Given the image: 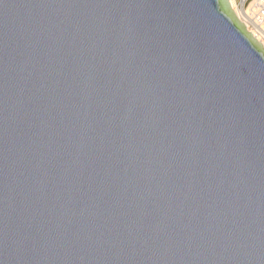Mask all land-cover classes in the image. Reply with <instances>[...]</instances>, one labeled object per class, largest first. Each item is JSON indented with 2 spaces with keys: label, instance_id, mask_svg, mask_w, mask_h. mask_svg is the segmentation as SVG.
<instances>
[{
  "label": "water",
  "instance_id": "1",
  "mask_svg": "<svg viewBox=\"0 0 264 264\" xmlns=\"http://www.w3.org/2000/svg\"><path fill=\"white\" fill-rule=\"evenodd\" d=\"M0 264H264V46L230 0H0Z\"/></svg>",
  "mask_w": 264,
  "mask_h": 264
},
{
  "label": "built area",
  "instance_id": "2",
  "mask_svg": "<svg viewBox=\"0 0 264 264\" xmlns=\"http://www.w3.org/2000/svg\"><path fill=\"white\" fill-rule=\"evenodd\" d=\"M254 2V3H253ZM245 10V24L248 30L264 46V0H253Z\"/></svg>",
  "mask_w": 264,
  "mask_h": 264
},
{
  "label": "rangeland",
  "instance_id": "3",
  "mask_svg": "<svg viewBox=\"0 0 264 264\" xmlns=\"http://www.w3.org/2000/svg\"><path fill=\"white\" fill-rule=\"evenodd\" d=\"M253 2V0H235L236 8L242 12H245L248 6Z\"/></svg>",
  "mask_w": 264,
  "mask_h": 264
},
{
  "label": "bare ground",
  "instance_id": "4",
  "mask_svg": "<svg viewBox=\"0 0 264 264\" xmlns=\"http://www.w3.org/2000/svg\"><path fill=\"white\" fill-rule=\"evenodd\" d=\"M230 3H231L232 8L235 11L237 17L239 18V20L242 21V22H245L244 20H245V13H246V11L244 10L245 12H242V11L238 10L236 8V5H235V0H230ZM253 3L251 4V6L253 5Z\"/></svg>",
  "mask_w": 264,
  "mask_h": 264
}]
</instances>
